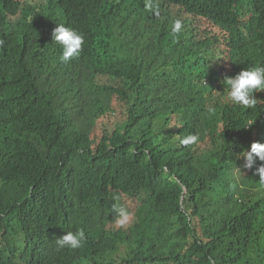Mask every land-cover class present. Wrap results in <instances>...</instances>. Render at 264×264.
<instances>
[{
  "label": "trees",
  "instance_id": "16d2710c",
  "mask_svg": "<svg viewBox=\"0 0 264 264\" xmlns=\"http://www.w3.org/2000/svg\"><path fill=\"white\" fill-rule=\"evenodd\" d=\"M48 1L0 0V264H264V92L222 83L264 66V0Z\"/></svg>",
  "mask_w": 264,
  "mask_h": 264
},
{
  "label": "clouds",
  "instance_id": "9594fccd",
  "mask_svg": "<svg viewBox=\"0 0 264 264\" xmlns=\"http://www.w3.org/2000/svg\"><path fill=\"white\" fill-rule=\"evenodd\" d=\"M181 27L179 21L174 25L173 31L178 32ZM53 41L61 45L63 51L61 59L68 61L78 56L84 43L83 36L72 28L65 27L63 24L58 25L52 33ZM222 83L227 89V99L234 105L252 107L256 103L254 93L264 92V66H256L242 70L234 77H225ZM198 137L190 135L184 139V144H192L197 141ZM244 167L253 168L257 161L261 162L256 167L254 175L258 176L260 186L264 187V144L253 143L250 151L244 154ZM118 223L123 224L128 220V214L123 208H118ZM85 240V233L79 230L75 233L68 232L55 243L59 248L78 249Z\"/></svg>",
  "mask_w": 264,
  "mask_h": 264
},
{
  "label": "rangeland",
  "instance_id": "374dc122",
  "mask_svg": "<svg viewBox=\"0 0 264 264\" xmlns=\"http://www.w3.org/2000/svg\"><path fill=\"white\" fill-rule=\"evenodd\" d=\"M36 1L38 2V4H40V0H36ZM42 1H47V0H42ZM54 3H55L54 0H49V1H48V6H49V7H52V8H55ZM168 68H169V67H165V66L160 67V66H159V67H157V68H154V69H153L150 73H148V74L151 75V76H153V75H155L156 73H159V72L165 71L166 69L168 70ZM169 72L172 73L171 70H169ZM173 81L176 82V83H179V84L182 85V86H185V85L190 86L188 80H185V81L181 82V81L176 80V79L173 78ZM168 104H169L170 106L173 105V104H174V100H172V99L169 100ZM113 125H114V124H113Z\"/></svg>",
  "mask_w": 264,
  "mask_h": 264
}]
</instances>
